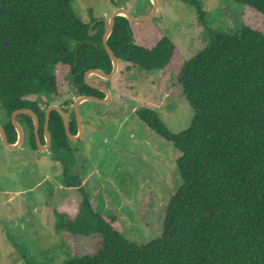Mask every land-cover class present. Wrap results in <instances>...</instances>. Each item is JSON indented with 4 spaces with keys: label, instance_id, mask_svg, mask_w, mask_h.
<instances>
[{
    "label": "trees",
    "instance_id": "obj_1",
    "mask_svg": "<svg viewBox=\"0 0 264 264\" xmlns=\"http://www.w3.org/2000/svg\"><path fill=\"white\" fill-rule=\"evenodd\" d=\"M179 1L202 14L196 0ZM232 1L262 16V28L243 26L234 35L209 30L206 46L189 60L180 57L166 35L150 47L138 44L137 24L147 29L144 39L155 33L147 21L117 16L107 39L117 61L145 72L173 69L193 113L188 129L178 134L169 132L154 110L137 113L179 152L180 185L155 240L134 244L114 216L95 211L72 171L73 152L61 117L51 112L49 150L62 165L64 186L80 195L75 213L70 212L71 200L69 211L55 209V228L73 237H94L92 253L71 256L62 264H264V0ZM73 2L0 0V110L8 116L21 108L35 112L42 144L43 105L47 109L59 95L56 68H68L66 82L76 96L99 98L103 93L87 86L84 74L112 68L102 45L108 23L83 22ZM95 21L92 30L97 32L89 36ZM89 79L97 83L93 76ZM32 95L38 99L29 100ZM16 120L36 149L32 119L21 114ZM1 125L14 144L11 121ZM70 132L76 134L74 112Z\"/></svg>",
    "mask_w": 264,
    "mask_h": 264
},
{
    "label": "rangeland",
    "instance_id": "obj_2",
    "mask_svg": "<svg viewBox=\"0 0 264 264\" xmlns=\"http://www.w3.org/2000/svg\"><path fill=\"white\" fill-rule=\"evenodd\" d=\"M196 1L201 16L179 0H157L155 16L145 23L156 28L155 33L144 39L147 29L137 24L141 35H136L135 41L150 47L166 35L180 57L189 60L206 46L209 30L234 35L243 26L262 28V16L242 4L232 0ZM151 3L74 0L73 6L85 23L92 19L108 23L116 8L145 17L151 13ZM55 73L59 95L48 105L61 107L71 120L78 96L66 82L68 68L58 66ZM91 76L96 84L108 89L111 99L107 104H80L82 136L78 142L69 141L72 171L95 203V211L114 216L126 239L145 245L161 235L166 207L180 185L176 168L179 152L149 129L137 113L154 110L173 134L188 129L193 113L173 69L145 72L118 61L112 78ZM28 99L38 98L32 95ZM8 120L10 116L0 110V125ZM62 173V165L51 151L33 149L25 134L15 150L7 149L0 139V264H62L71 256L93 252L94 237H73L55 228V209L69 211L66 204L71 200L74 204L70 212L75 213L80 201L76 189L64 186Z\"/></svg>",
    "mask_w": 264,
    "mask_h": 264
},
{
    "label": "water",
    "instance_id": "obj_3",
    "mask_svg": "<svg viewBox=\"0 0 264 264\" xmlns=\"http://www.w3.org/2000/svg\"><path fill=\"white\" fill-rule=\"evenodd\" d=\"M151 2H152L151 3L152 4L151 13L145 17H135L130 12H128L127 10H125L122 7L116 8L112 12V14L110 15V17L108 19L107 28L102 35V45L104 47L106 54L108 55V57L111 61V65H112L111 71L109 73H104L98 69H90V70H87L84 74L85 84L92 89L100 91L101 93H103V95L105 97L99 98V97H95V96L81 95L75 99L74 104H73V112H74V119H75V122L77 125V134H72L70 132V122H69V117H68L67 113L59 106L49 105L47 107V109L45 110V113H44V124H43V137L44 138L43 139H44L45 143L42 144L40 137H39V119H38L37 115L35 114V112H33L30 109L21 108V109L13 111L10 114V121H11V123H12V125L16 131V134H17L16 142L14 144H11L8 142L7 135H6L2 125H0V139H1L2 144L9 150H15V149H18L20 147V145L22 144V142L24 140V132H23L21 126L19 125V123L17 122L16 118L18 115L24 114V115L29 116L33 121V129H34V135H35V141H36L37 149H39L40 151H47L51 146V137H50V134L48 132V124H49L50 114L52 111H55L60 115L62 123H63V127H64V132H65V135L68 138V140L72 141V142H78V140L81 138L82 132H83L82 119H81V115L79 112L80 104L82 102H86V101L87 102H93L96 104H107V103H109V101L111 99L110 93H109L107 88L91 82L89 78L91 75H95V76L100 77L102 79L108 80V79L112 78L118 70V61H117L114 53L112 52V50L110 49V47L107 44V39H108L109 35L111 34V32L114 28L115 18L117 16H124L128 21L134 22V23H142V22H146V21H151L153 19V17L155 16L156 11H157V0H151ZM97 21H99V20H97ZM97 21H95L89 25V28H88V35L89 36H93L96 34L97 30H92V27L95 25V23Z\"/></svg>",
    "mask_w": 264,
    "mask_h": 264
},
{
    "label": "flooded vegetation",
    "instance_id": "obj_4",
    "mask_svg": "<svg viewBox=\"0 0 264 264\" xmlns=\"http://www.w3.org/2000/svg\"><path fill=\"white\" fill-rule=\"evenodd\" d=\"M99 92H100V91H99ZM104 97H105V96H104ZM104 97H103V98H104ZM69 122H71V120H69ZM76 134H77V127H76ZM44 143H45V142H44Z\"/></svg>",
    "mask_w": 264,
    "mask_h": 264
}]
</instances>
